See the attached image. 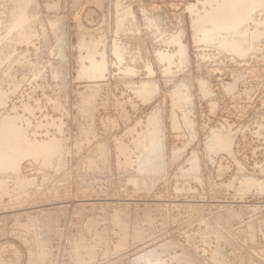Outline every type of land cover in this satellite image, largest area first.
Wrapping results in <instances>:
<instances>
[{"label": "rangeland", "instance_id": "1", "mask_svg": "<svg viewBox=\"0 0 264 264\" xmlns=\"http://www.w3.org/2000/svg\"><path fill=\"white\" fill-rule=\"evenodd\" d=\"M235 1L0 0V264H264V1L234 32Z\"/></svg>", "mask_w": 264, "mask_h": 264}, {"label": "bare ground", "instance_id": "2", "mask_svg": "<svg viewBox=\"0 0 264 264\" xmlns=\"http://www.w3.org/2000/svg\"><path fill=\"white\" fill-rule=\"evenodd\" d=\"M28 1H30V0H28ZM204 1H205V0H204ZM261 1L263 2L264 0H236V1H235V8H234V9L232 8V9H230V10H231V11H230V10H228V9H224V8H223V10H221V11L218 12L217 14H214V16H215V15H216V16L213 18V22H215V24H218V25H219V21L221 22V15H223V14H225V13L227 14L228 11H229V13L227 14L228 16H226V17H228L227 20H230V22H231V20H232V22H233V20H235V19L242 21V20H244V19L250 18L251 14L253 13L252 11H253L254 4H255V3L257 4L258 2L261 3ZM15 2H16V1H15ZM212 2H213V1H212ZM216 2H217V1H216ZM27 3H28V2H27ZM220 3H221V2H220ZM223 3H224V2H223ZM18 4H19V3H18ZM23 4H24V3H23ZM103 4H104V3H103ZM206 4H207V3H206ZM14 5H16V4H14ZM14 5H13V6H14ZM20 5H21V4H20ZM26 5H27V4H25V6H26ZM231 5H232V4H231ZM22 6H23V5H22ZM27 6H28V5H27ZM27 6H26V7H27ZM255 6H256V5H255ZM232 7H233V6H232ZM24 8H25V7H24ZM19 9H20V6H19ZM13 10H14V9H13ZM17 10H18V9H17ZM22 10H24V9H22ZM25 10H26V9H25ZM23 12H24V11H23ZM216 12H217V11H216ZM216 12H215V13H216ZM13 13H14V12H13ZM20 13H22V12H20ZM20 13H18V14H20ZM25 13H26V12H25ZM206 13H207V12H206ZM26 14H27V13H26ZM155 14H156V13H155ZM207 14H208V13H207ZM21 15H22V14H21ZM19 16H20V15H19ZM22 16H23V15H22ZM22 16H21V17H22ZM24 16H26V15H24ZM14 17H15V15H14ZM107 17H108V16H107ZM224 17H225V16H224ZM19 18H20V17H19ZM23 18H24V17H23ZM25 18H26V17H25ZM151 18H152V17H151ZM151 18H150V19H151ZM30 19H31V18H30ZM204 19H205V18H204ZM210 19H211V17H210ZM15 20H16V19H15ZM17 20H20V19L17 18ZM17 20H16V21H17ZM24 20H25V19H24ZM148 20H149V19H148ZM151 20H152V19H151ZM153 20L155 21L154 18H153ZM13 21H14V20H13ZM149 21H150V20H149ZM154 21H152V23H153ZM158 21H159V20H158ZM158 21H157V22H158ZM19 22H20V21H17V22H15V23H19ZM228 22H229V21H228ZM232 22H231V23H232ZM234 22H235V21H234ZM234 22H233V27H235V31H234V32H236V30L239 31V29H241V28H238V24L235 25ZM243 22H244V21H243ZM7 23H8V22H7ZM15 23H14V25H15ZM149 23H150V22H149ZM158 23H159V22H158ZM231 23H230V24H231ZM236 23H238V22H236ZM220 24H221V23H220ZM18 25H19V24H18ZM23 25H24V24H23ZM27 25H28V24H27ZM196 25H198V24H196ZM231 25H232V24H231ZM213 26H214V24H213ZM226 26H228L227 29L230 28L229 25H226ZM240 26H241V25H240ZM12 27L15 28V27L13 26V24H12L11 28H12ZM18 27H19V26H18ZM28 27H29V26H28ZM215 27L217 28V25H216ZM218 27H219V26H218ZM207 28H208V26H207ZM216 28H215V30H218V29H216ZM27 29H28V28H27ZM208 29H209V28H208ZM208 29H207V30H208ZM231 29H232V28H231ZM231 29H230V30H231ZM243 29H244V28H242L241 30H243ZM12 30H13V29H12ZM25 30H26V28H25ZM29 30H31L30 27H29ZM202 30H203V29H202ZM213 30H214V28H213ZM215 30H214V31H215ZM219 30H220V29H219ZM232 30H234V29H232ZM232 30H231V32H232ZM241 30H240V31H241ZM22 31H23V30H22ZM27 31H28V30H27ZM222 31H223V30H222ZM222 31L220 30L219 32L221 33ZM29 32H30V31H29ZM212 32H213V31H212ZM219 32L217 31V34H218V35L220 34ZM227 32H228V30L226 31V33H227ZM241 32H242V31H241ZM27 33H28V32H27ZM27 33H26V34H27ZM197 33H200V32H197ZM215 33H216V31H215ZM224 33H225V31H224ZM232 33H233V32H232ZM28 34H29V33H28ZM229 34H230V32H229ZM197 36H198V35H197ZM206 36H207V35H206ZM231 36H232V34H231ZM217 37H218V36H217ZM200 39H201V38H200ZM204 39H205V38H204ZM222 39H223V38H222ZM80 42H84V41H80ZM223 42H224V41H223ZM234 42H235V41H234ZM8 43H9V42H8ZM218 43H219V42H218ZM82 44L84 45L85 42L82 43ZM7 45H8V44H7ZM10 45H11V44H10ZM83 45H82V46H83ZM85 45H86V44H85ZM85 45H84V46H85ZM6 47H7V46H6ZM93 47H94V46H93ZM9 48H10V47H9ZM4 49H5V48H4ZM234 49H235V47H234ZM234 49H233V50H234ZM94 50H95V49H94ZM233 50H232V51H233ZM3 51H4V50H3ZM88 51H89V50H88ZM243 51H244V50H243ZM245 51H247V50H245ZM89 52H90V51H89ZM92 52H93V51H92ZM169 53H170V52H169ZM88 54H89V53H88ZM91 54H92V53H91ZM91 54H90V55H91ZM117 55L119 56V54H117ZM92 56H94V55H91V57H92ZM9 57H10V56H9ZM89 57H90V56H89ZM186 57H187V56H186ZM93 58H95V57H92V59H93ZM94 62H95V60H94ZM99 63H100L101 68H102V63H101V62H98V64H97V63H96V64L99 65ZM97 65H95V66L92 65V66L97 67ZM100 65H99V66H100ZM90 66H91V65H90ZM90 66L88 65V67H90ZM99 66H98V68H100ZM85 67H86V66H85ZM101 68H100V69H101ZM92 70H93V69H92ZM101 71H102V70H101ZM187 85H188V84H187ZM92 89H93V88H92ZM145 90H146V89H145ZM89 99H90V98H89ZM177 100H178V99H177ZM87 101H88V100H87ZM175 101H176V100H175ZM88 104H89V103H88ZM88 106H89V105H88ZM83 107H84V106H83ZM83 107H82V108H83ZM85 109H86V108H85ZM174 114H175V112H174ZM175 117H176V116H175ZM2 121H3V120H2ZM12 122H13V121H12ZM14 122H15V120H14ZM14 122H13V123H14ZM1 123H2V122H1ZM5 123H6V121H5ZM5 123H4V121H3V125H4ZM10 123H11V122H10ZM7 124H8V122H7ZM14 124H15V123H14ZM0 125H2V124H0ZM10 125H11V124H10ZM7 126H8V125H7ZM7 126L4 125V127H7ZM14 126L16 127V125H14ZM0 127H1V126H0ZM4 127H3V129H4ZM8 127H9V126H8ZM9 128H10V127H9ZM11 128H12V127H11ZM16 128H17V127H16ZM3 129H2V130H3ZM19 129H20V128H19ZM4 130H5V129H4ZM7 130H8V129H7ZM11 130H12V129H11ZM0 131H1V128H0ZM5 131H6V130H5ZM13 131H14V129L12 130V132H13ZM4 133H6V132H4ZM4 133L2 132V134H0V136L4 135ZM157 133H158V132H157ZM136 136H137V135H136ZM150 136H151V135H150ZM5 137H6V135H5ZM144 138H145V137H144ZM14 139H15V138H14ZM18 139H19V138H18ZM0 140L2 141V143H3V140L5 141L4 138H3V140H2V139H0ZM11 141H12V140H11ZM21 141H22V140H21ZM57 141H58V140H57ZM5 143H6V142H5ZM5 143H4V145H5ZM36 143H37V142H36ZM6 144H7V143H6ZM28 144H29V143H28ZM44 144H45V143H44ZM50 144H51V143H50ZM52 144H53V143H52ZM10 145H11V144H10ZM17 145H18V144H17ZM22 145H24V144H22ZM226 145H227V144H226ZM5 146L7 147V145H5ZM13 146H14V145H13ZM42 146H45V145L42 144ZM120 146H121V145H120ZM144 146H145V145H144ZM153 146H154V145H153ZM2 147H3V144H2ZM8 147H9V145H8ZM23 147H24V146H23ZM50 147H51V146H50ZM55 147H56V146H55ZM12 148H13V147H12ZM43 148H44V147H43ZM117 148H118V147H117ZM0 149H1V146H0ZM3 149H5V148H3ZM6 149H7V148H6ZM15 149H16V148H15ZM53 149H54V148H53ZM125 149H126V148H125ZM214 149H215V148H214ZM1 150H2V149H1ZM43 150H44V149H43ZM49 150H50V149H49ZM55 150H56V149H55ZM122 150H123V148H122ZM159 150H160V149H159ZM2 151H3V150H2ZM4 151H5V150H4ZM6 151H7V150H6ZM6 151H5V152H6ZM21 151H22V150H21ZM24 151H25V150H24ZM158 152H159V151H158ZM2 154H3V152H2ZM2 154H1V155H2ZM5 154H6V153H5ZM13 154H14V153H13ZM7 155H8V154H7ZM140 155H141V154H140ZM32 156H33V155H32ZM36 156H37V155H36ZM3 157H4V155H3ZM2 159H3V158H1V163H0V165H1L2 162H3ZM5 159H6V156H5ZM5 159H4V160H5ZM136 159H137V158H136ZM9 161H10V160H9ZM3 163H4V162H3ZM144 164H145V163H144ZM0 167H1V166H0ZM3 167H4L3 170L5 171L6 168H5L4 164H3L2 168H3ZM1 170H2V169H0V171H1ZM3 170H2V171H3ZM128 170H129V169H128ZM128 170H127V171H128ZM0 173H1V172H0ZM2 173H3V172H2ZM5 182H6V181H5ZM141 184H142V183H141ZM255 184H256V183H255ZM0 187H1V186H0ZM127 220H128V219H127ZM129 220H130V219H129ZM116 221H117V220H116ZM36 223H37V222H36ZM125 223H126V221H125ZM122 224H123V223H122ZM136 225H137V224H136ZM129 231H130V230H129ZM123 232H124V231H123ZM130 233H131V232H130ZM124 235H125V233H124ZM128 235H129V234H128ZM131 235H132V234H131ZM125 236H126V235H125ZM126 237L128 238V236H126ZM75 260H76V259H75ZM192 264H193V263H192Z\"/></svg>", "mask_w": 264, "mask_h": 264}]
</instances>
